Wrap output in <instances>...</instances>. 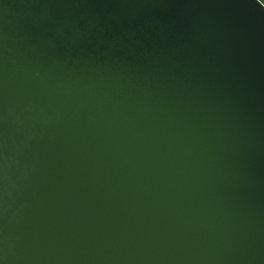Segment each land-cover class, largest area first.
I'll list each match as a JSON object with an SVG mask.
<instances>
[{
    "label": "water",
    "instance_id": "1",
    "mask_svg": "<svg viewBox=\"0 0 264 264\" xmlns=\"http://www.w3.org/2000/svg\"><path fill=\"white\" fill-rule=\"evenodd\" d=\"M0 264H264V5L0 0Z\"/></svg>",
    "mask_w": 264,
    "mask_h": 264
},
{
    "label": "flooded vegetation",
    "instance_id": "2",
    "mask_svg": "<svg viewBox=\"0 0 264 264\" xmlns=\"http://www.w3.org/2000/svg\"><path fill=\"white\" fill-rule=\"evenodd\" d=\"M263 5H264V2H262V0H259Z\"/></svg>",
    "mask_w": 264,
    "mask_h": 264
},
{
    "label": "snow or ice",
    "instance_id": "3",
    "mask_svg": "<svg viewBox=\"0 0 264 264\" xmlns=\"http://www.w3.org/2000/svg\"><path fill=\"white\" fill-rule=\"evenodd\" d=\"M262 2H264V0H262Z\"/></svg>",
    "mask_w": 264,
    "mask_h": 264
}]
</instances>
